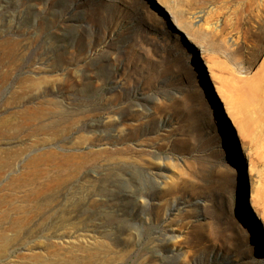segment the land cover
I'll return each mask as SVG.
<instances>
[{
    "label": "rangeland",
    "instance_id": "rangeland-1",
    "mask_svg": "<svg viewBox=\"0 0 264 264\" xmlns=\"http://www.w3.org/2000/svg\"><path fill=\"white\" fill-rule=\"evenodd\" d=\"M163 2L0 0V195L40 150L107 151L86 198L0 219V264H264V0ZM51 101L69 133L21 128Z\"/></svg>",
    "mask_w": 264,
    "mask_h": 264
},
{
    "label": "bare ground",
    "instance_id": "bare-ground-1",
    "mask_svg": "<svg viewBox=\"0 0 264 264\" xmlns=\"http://www.w3.org/2000/svg\"><path fill=\"white\" fill-rule=\"evenodd\" d=\"M159 1L165 5L163 0ZM177 25L180 28L183 27L180 22ZM219 91L222 94L223 89L219 87ZM256 92L261 93L262 91ZM223 99L227 104L232 119L236 121L237 118L230 109L228 98L223 95ZM240 101L243 100L241 99ZM51 105L50 110L58 114L56 121L49 124H39L38 120L42 107L30 105L22 111L24 121L21 128L25 129L28 126L35 127V129H46L59 122L68 121V124L58 131L55 140L60 139L65 133H69L73 129L77 119L73 116L66 115L64 106L60 105L59 102L51 101ZM244 119L251 121V118L247 115H244ZM19 134L20 132H17L11 134V136H17ZM63 147H67V145L64 144ZM25 150L26 148H23V151ZM105 152H107L106 149L96 150L91 148L87 151L78 152L51 147L31 155L23 165L24 171L12 173L9 176L14 191L0 195V219L10 218L9 221L13 224L24 227L39 216L43 220H50L54 216V213L45 214L44 211L61 203L62 200L65 201V204H73V201L77 198H86L92 190L94 181V178L88 177L87 172L89 169L99 165L100 161L104 158ZM8 157V159L1 163L0 181L6 177L5 174L8 171L13 170L16 160L19 158L18 154L12 153ZM22 187H29L23 194L25 203L22 205L12 204V200L10 199L17 194V189ZM15 199L17 198L15 197ZM42 200L46 202L43 204ZM14 213L16 215L12 217ZM58 217L63 221L69 219L64 214H60ZM20 236L21 234L17 235V237Z\"/></svg>",
    "mask_w": 264,
    "mask_h": 264
}]
</instances>
